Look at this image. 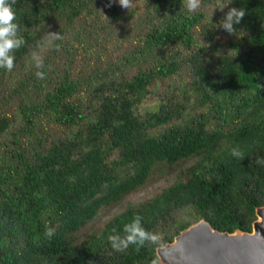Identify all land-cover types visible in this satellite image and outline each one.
<instances>
[{"label": "trees", "instance_id": "obj_1", "mask_svg": "<svg viewBox=\"0 0 264 264\" xmlns=\"http://www.w3.org/2000/svg\"><path fill=\"white\" fill-rule=\"evenodd\" d=\"M133 5H13L26 43L0 68V264H150L201 219L252 230L264 206V0ZM233 7L246 15L230 35L217 25ZM193 159L186 178L80 238L158 166ZM137 215L159 239L115 251L109 235Z\"/></svg>", "mask_w": 264, "mask_h": 264}, {"label": "water", "instance_id": "obj_2", "mask_svg": "<svg viewBox=\"0 0 264 264\" xmlns=\"http://www.w3.org/2000/svg\"><path fill=\"white\" fill-rule=\"evenodd\" d=\"M261 210L264 206L257 207L251 231H221L201 219L183 229L173 241L157 247L159 260L162 264H264Z\"/></svg>", "mask_w": 264, "mask_h": 264}, {"label": "clouds", "instance_id": "obj_3", "mask_svg": "<svg viewBox=\"0 0 264 264\" xmlns=\"http://www.w3.org/2000/svg\"><path fill=\"white\" fill-rule=\"evenodd\" d=\"M15 2L16 0H0V68H4L9 72L15 67V52L26 43L25 39L19 35L20 26L16 23L17 15L13 7ZM117 2L122 8L128 10L134 7L133 0H117ZM226 4L218 5L215 8L218 7L223 11ZM200 5L201 0H186V7L189 12L196 11ZM245 15L246 11L242 7L230 8L217 27L222 28L230 35L234 34L236 32L234 25L239 24ZM48 35L57 40L63 38L60 32H48ZM32 59L38 69L36 72L37 78L44 79V73L39 71L44 66L42 57L34 53ZM231 154L240 160L244 158V153L239 148H233ZM257 163L264 164V158H258ZM113 233L109 235L108 241L117 252L126 251L130 245H135L136 249L139 250L146 243H155L159 239L158 234L150 232L143 227L139 215L135 216L131 223L124 225V235L116 233L115 229H113ZM51 234L52 232L49 230V235ZM150 264H160L159 258L152 259Z\"/></svg>", "mask_w": 264, "mask_h": 264}, {"label": "rangeland", "instance_id": "obj_4", "mask_svg": "<svg viewBox=\"0 0 264 264\" xmlns=\"http://www.w3.org/2000/svg\"><path fill=\"white\" fill-rule=\"evenodd\" d=\"M194 161L193 159L173 166H158L146 183L121 200L102 207L95 218L82 230L80 238L85 239L93 230L102 227L113 215L125 210L129 205H136L140 201L155 195L178 177L186 178L189 174L188 169Z\"/></svg>", "mask_w": 264, "mask_h": 264}, {"label": "bare ground", "instance_id": "obj_5", "mask_svg": "<svg viewBox=\"0 0 264 264\" xmlns=\"http://www.w3.org/2000/svg\"><path fill=\"white\" fill-rule=\"evenodd\" d=\"M261 211H262V210H261ZM261 214L264 215V211H262ZM261 219H264V218L261 217ZM160 253H161V255H162L163 260L165 261V256H164L162 250H160ZM165 264H166V263H165Z\"/></svg>", "mask_w": 264, "mask_h": 264}]
</instances>
